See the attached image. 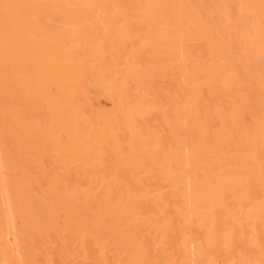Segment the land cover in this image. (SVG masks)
Returning <instances> with one entry per match:
<instances>
[{
	"label": "bare ground",
	"instance_id": "bare-ground-1",
	"mask_svg": "<svg viewBox=\"0 0 264 264\" xmlns=\"http://www.w3.org/2000/svg\"><path fill=\"white\" fill-rule=\"evenodd\" d=\"M21 2L0 0L1 263L57 226L69 264H264V0Z\"/></svg>",
	"mask_w": 264,
	"mask_h": 264
},
{
	"label": "rangeland",
	"instance_id": "rangeland-1",
	"mask_svg": "<svg viewBox=\"0 0 264 264\" xmlns=\"http://www.w3.org/2000/svg\"><path fill=\"white\" fill-rule=\"evenodd\" d=\"M22 1H25V0H22ZM19 5L21 6V8H22V2H21V0H19ZM23 9V8H22ZM23 13H31V11L30 10H27V11H24L23 10ZM31 38H32V35H28L27 37H26V39H27V41H29V40H31ZM34 47V45H31V48H33ZM33 50V49H32ZM42 61V59L41 58H39V62H41ZM38 112V114H45L46 112H47V109H44V111L42 110V109H40V111H37ZM36 112V113H37ZM11 149H13V148H10V147H7V152H9ZM50 157L49 158H45L44 159V161L45 162H50V166H51V171H52V169L53 170H55L56 171V173L57 172H59V173H61V174H63V171L65 170V169H69V157H68V160L66 161V163H63L61 160H56V161H53V162H51L52 161V159H53V156H52V153H50V155H49ZM66 201V200H65ZM67 201H68V199H67ZM66 203H68V204H66ZM64 204L65 205H63V203L62 204H59L60 206H62L61 208H59L60 209V211L61 212H59V213H57L56 214V212H58V209L56 210V204H55V207H54V209L52 208V205H54V204H50L51 206H45V207H48V209H49V211H48V209H46V211H48L47 212V214H46V218H47V225H48V223H49V225L48 226H50V223H54L55 221L54 220H52V219H50L49 220V218L48 217H50V216H52L51 218H53V217H55L54 215L56 214V219H57V217H58V219H59V221L61 222V221H63V222H65L64 224H63V222L60 224V223H58V227L60 228V226H61V230H62V227L64 226V228L65 229H67L68 227H69V225L66 223V221H68V220H66L65 218H69V201L68 202H64ZM50 207V208H49ZM59 206H58V204H57V208H58ZM67 208V209H66ZM52 209V210H51ZM62 209V210H61ZM55 212H54V211ZM50 211H51V213H50ZM64 213V214H63ZM58 214H59V216H58ZM49 215V216H48ZM45 216V215H44ZM62 216V217H61ZM60 217L62 218V220H60ZM45 218V217H44ZM54 219V218H53ZM64 219H65V221H64ZM50 221V222H49ZM59 221H57L56 220V223L57 222H59ZM65 224H67V225H65ZM45 225H46V223H45ZM56 225V224H55ZM54 226V224H52V227ZM66 226H68V227H66ZM57 227V226H56ZM56 227L54 228L55 229V232L54 233H52V230L50 231V229H52V228H49V229H47V232H46V229H45V232H46V234L47 233H49V234H45V236H44V234H43V236L45 237V242L43 241V239H41L40 241L43 243V246L41 245V242L40 241H38L37 239V241L35 240V242H33V243H36L37 244V246L36 245H34V247L36 248V247H38V244H39V247H40V245H41V247L39 248V251L41 250L42 252H40V254H38L39 253V251H37V249H36V251L34 250V252H35V254H33L32 256H33V258H31V259H34L35 257H36V255H40L41 256V258H43L42 259V261H40L41 263L40 264H47V263H53V262H56V263H53V264H69V235H68V233H69V228L67 229V235H65L64 236V234H63V236H64V238H63V241H61V238L60 239H57V237H59V235H57L58 233H61V231L59 232L58 231V233H56ZM59 228H57V230L59 229ZM44 228H42V231H41V234L42 233H44L43 230ZM63 231V230H62ZM52 233V234H51ZM53 235V236H52ZM54 235H56V237H54ZM60 235H62V234H60ZM41 237V236H40ZM43 237V238H44ZM39 238V237H38ZM65 238H67V239H65ZM40 242V243H39ZM62 242H65V243H67L68 245L66 246V244H65V246L64 245H62V244H64V243H62ZM1 243V242H0ZM62 243V244H61ZM46 244V245H45ZM3 245V244H2ZM46 246V247H45ZM63 246L65 247V249L63 250ZM1 247H3V246H1ZM0 247V248H1ZM30 247V246H29ZM29 247H27L28 249H29ZM31 247H33V246H31ZM30 247V248H31ZM34 247H33V249H34ZM42 248V249H41ZM28 249H26V250H28ZM44 249V250H43ZM67 249V250H66ZM2 250V249H1ZM30 250V249H29ZM28 250V251H29ZM45 250H46V253H45ZM31 251V250H30ZM31 252H33V250L31 251ZM37 252V253H36ZM49 252V253H48ZM5 253V252H4ZM26 253V251H24V254ZM41 253H42V255H41ZM30 254H32V253H30ZM27 255V254H26ZM26 255H24V256H26ZM0 256H1V259H2V257H3V251H2V253L0 252ZM35 256V257H34ZM39 256V257H40ZM43 256V257H42ZM28 257V259H29V256H27ZM41 258H38V257H36V259H41ZM49 258H51V260H49ZM53 258H55V259H53ZM24 259H26V261L28 260L26 257L25 258H23V260ZM31 259L30 260H28V261H30V262H33V260L31 261ZM6 261H7V263H8V260L6 259ZM6 261H4V262H6ZM28 261L27 262H25V260H24V262H25V264H28ZM36 261H38V262H36V263H39V260H36ZM34 263V262H33ZM0 264H2L1 263V260H0Z\"/></svg>",
	"mask_w": 264,
	"mask_h": 264
}]
</instances>
